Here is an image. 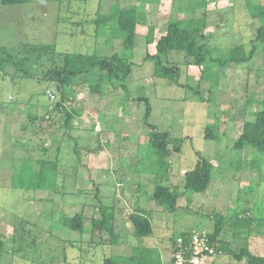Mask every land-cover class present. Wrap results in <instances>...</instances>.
<instances>
[{"label": "rangeland", "instance_id": "obj_1", "mask_svg": "<svg viewBox=\"0 0 264 264\" xmlns=\"http://www.w3.org/2000/svg\"><path fill=\"white\" fill-rule=\"evenodd\" d=\"M253 1L256 4L264 3V0ZM116 4L135 8L144 21L138 26L134 50L127 53L128 62L134 64L127 80L128 90L125 93L109 87L104 95H94L90 93V82L95 80L92 78L75 87L67 93L72 102L69 110H78L82 116L74 122L75 132L69 133L65 126V114L55 109L48 112L52 102L48 91L55 95L56 102L60 101L56 83L42 80V70H48L49 62H45L46 58L37 62L29 54L35 47L44 46H54L55 56L65 53H96L101 56L124 53L121 40L110 36L112 29L106 30V36H94L98 15L109 13ZM176 19H205L200 43H207L212 58L216 59H208L204 65L197 66L184 53H171L166 62L182 69L180 82L183 86L154 77L155 63L146 59L148 54L156 53L155 46H147L146 43L150 29L156 40L166 32L169 21ZM259 26L258 20L250 18L246 0H31L29 3L7 6L0 0V131L6 130L2 118L4 110L15 108L12 119L19 124V131L15 134L18 140L22 136L25 140L23 145L28 149V152H24L21 148L22 152H19L18 148L14 169L18 170L22 157H26L31 171L41 168L39 161L59 157V162L67 168L87 166L92 169L86 171V180L94 181L99 177L96 188H91L92 193L89 196L84 193L78 199L71 194L69 181L65 179L60 194L54 196L57 200L53 202L50 199L52 194L14 187L13 180L19 181L22 176L5 172L4 180L0 183L7 185H0V264H104L107 258L129 252L117 251L111 246L108 233L93 236L90 228L92 218H101L98 211L100 205L116 207L118 215L122 211L125 220L137 207L158 209V204L155 206L150 196L155 186L164 185L165 178L157 174L158 167L150 168L153 155L151 131L144 120L145 103L137 101L142 97H147L151 103L149 122L158 131L168 133L180 145L179 155H172L177 163L176 180L179 177L185 179V174L195 168L200 157L213 162L210 189L201 194L187 191L181 197L176 212L162 213V218L170 224L168 237L175 240L183 232L213 233L221 216L227 221L222 239L233 248L244 246L248 227L242 222L248 217L256 219V211L264 210V154L249 148L234 151L232 147L244 123L253 120L254 112L264 107V44H256L257 51L249 61H237L226 68L219 66L218 62L232 58V50L237 47H241L243 52V55H238L239 58L245 57L252 49L251 38ZM111 27L115 28L113 25ZM7 57H12L10 61L14 64H7ZM28 57L31 58L29 62L24 65L19 63ZM26 72L34 77L26 76ZM202 75L208 78L203 80ZM197 89L199 96L195 93ZM56 102L50 108L55 107ZM130 105L133 109H130ZM127 114L129 117H125ZM99 117L104 121H100ZM98 120L102 126L99 134L102 135L93 139V147H87L84 134L79 130L86 126L99 130V126H96ZM39 127L45 135L38 131ZM205 127H214L220 139L213 141L204 138ZM44 131L50 132L53 137ZM56 133L61 137H55ZM69 135L75 136L74 140L68 139ZM0 136L4 137L5 133L0 132ZM128 138L132 139L135 147L127 149L130 156L125 155L122 162L127 166L132 159L136 162L134 178H143L148 174L146 176L153 179V184L148 188L140 184L132 193V185L128 182L130 176L125 177L122 172L114 174L111 178L108 176V182L104 184L100 183L103 174L95 173L98 167H106L110 163V155L113 157L119 153L115 150L116 144ZM103 139L109 144L103 151L105 156L93 157L94 151L100 152ZM19 142L16 140V143ZM90 144H93L92 140ZM58 147L62 149L60 155L57 153ZM170 149L173 150V144ZM77 153L79 162L74 160ZM12 165V161L4 162L0 154L2 171L11 170ZM125 165L122 163V167L126 168ZM118 183H123L124 187H116ZM174 184L177 185V192L184 191L182 183ZM109 185L115 187L116 194L119 192L117 200L120 203L116 204ZM82 187L86 188L87 185ZM97 192L101 194L100 201L95 198ZM72 202L75 206H72ZM79 203H84L85 208ZM235 211L241 215V221L233 227L234 221H229V217ZM81 212L86 215L84 233L63 226L64 218ZM149 219L154 223V234L158 235L156 239L148 238L145 241V238L128 235L121 242L139 248L142 254L149 249L156 258L164 253L159 242H165L168 238L160 239L163 229L159 230L155 218L149 216ZM254 221L253 226H256L257 220ZM119 228L121 226L116 230ZM259 229L264 230V226L259 225ZM122 230L125 231L124 228ZM239 230L243 233L237 237L234 233ZM248 240L253 253L264 255V235L253 234ZM217 264L247 263L246 260L238 262L222 254Z\"/></svg>", "mask_w": 264, "mask_h": 264}, {"label": "trees", "instance_id": "obj_2", "mask_svg": "<svg viewBox=\"0 0 264 264\" xmlns=\"http://www.w3.org/2000/svg\"><path fill=\"white\" fill-rule=\"evenodd\" d=\"M29 2H31V0H1V3L6 6L20 5ZM246 6L250 18L258 20L260 23V26L256 29V33L251 38L252 49L249 53H246L245 57L242 56V58L238 56L239 54L243 55L241 47L233 49L232 58L218 62L219 66L223 68L237 61H249L254 57L257 51L256 44H264V3L256 4L253 0H246ZM194 21L198 23H194ZM204 21L205 19L199 21L181 19L170 20L166 32L156 40L153 37V30L150 29L149 36L146 38V43L147 46L154 45L156 53L151 56L148 54L146 59L152 60L155 63L154 77L166 79L172 84L183 86L180 82L182 69L178 65H170L166 62L171 53H184L187 57L191 58L193 63L197 66L204 65L208 62V59L216 61V59L212 58L208 44L205 42L200 43L203 26L205 24ZM141 22H144L143 16L140 15L135 8L128 6L122 7L119 4L113 6L109 13L98 15L95 20V38L106 36V30L112 29L110 36H116L121 40V47L124 50L122 54L114 53L111 56H101L96 53H65L59 55L63 58L60 60L59 56H55L57 54L54 52V46L35 47L31 50L29 55L34 56L37 62L42 58H46L45 62H49L48 70H42V80L48 83H56L57 92L60 94V101L55 104V107L57 106V111H60L59 109L61 108L62 113L65 114V126L68 129L72 128L75 118L80 116L81 112L77 110H68L63 107V103H65L66 100L71 101L67 93L72 92L73 89L81 83H87L91 78L95 79L96 81L93 80L90 82V93L98 96L104 95L106 89H109V87L115 91L122 90L126 93L128 90L127 80L132 74V66L134 65L128 62L127 53H131L135 48L138 26ZM112 25L115 26L114 29L111 27ZM30 57H28L27 60H21L19 63L24 65L27 61H30ZM11 58L12 57H7V64H14L10 61ZM30 75V73L26 72V76ZM31 76L34 77L33 75ZM206 78H208L206 75L201 76L203 80ZM195 93L199 96V89H197ZM201 100L203 99L201 98ZM137 101L145 103L146 110L144 120L151 131L150 144L153 155L150 160V168L152 170V168L158 167L159 171L157 174L167 176L170 171V164L167 160L173 153L179 155L180 145L176 144V141L173 140L168 133L158 131V129L149 122L152 113L150 100L147 97H142L137 99ZM52 103L53 102H51L50 105H52ZM203 135L204 138L213 141L219 138L214 127H205ZM172 144L173 150L171 151L170 145ZM247 148L264 154V107L254 112L253 120L244 123L242 132L232 147L234 151H244ZM40 164V170L33 172L26 162L20 174L22 177L19 181H16V179L13 180V186L34 191L58 192L57 164L48 161H42ZM239 165L240 163H238V166ZM79 171L81 172V170ZM212 180L213 164L208 159L200 157L198 158L195 168L185 174L184 192H177V190L172 187L159 185L155 187L150 197L162 207L164 212L174 213L180 207L179 200L182 196H185L187 191L198 194L204 193L210 188ZM98 195L99 192L95 195L96 199H99ZM188 203L190 204L189 200ZM261 206L262 205L258 207ZM99 211L101 213V218L92 219L90 228L91 234L95 236L104 232L108 233L111 236V246H120L122 243L121 238L120 235L115 232L113 224L114 209L100 206ZM255 214L257 217L256 219L248 217L246 218L248 220L242 222L248 227V229H246L248 238L246 239V244L238 248H233L222 239L223 229L227 221L225 218L219 216V224L216 226L213 233L207 234L212 246L215 247L220 256L226 254L238 262L246 260L247 264H264V255L253 253L248 246L250 242L248 239L251 238L253 234L264 235V230L259 229V225H262V227L264 226V210H258ZM240 217L241 215L237 211L229 217V221H234L233 227H236L237 222L241 221ZM129 220L134 226V235L136 237L142 239L152 235L153 227L151 221L141 211H135L130 214ZM254 220H257L256 224H254L256 226H253ZM85 221L86 218L84 215L78 213L71 217L64 218L63 226L66 229L82 234L86 231ZM191 233L192 232H183L179 236H183L189 241ZM240 233H243V231L239 230L234 234L238 237ZM175 240L173 241V246L175 245ZM125 247H127L125 251L128 250L129 252L123 255L119 254L115 256L116 258H107L104 264H162L160 254L155 258L154 255L151 254L153 251L148 248V250L142 251L144 253L142 254L139 252V248L133 245H127Z\"/></svg>", "mask_w": 264, "mask_h": 264}, {"label": "crops", "instance_id": "obj_3", "mask_svg": "<svg viewBox=\"0 0 264 264\" xmlns=\"http://www.w3.org/2000/svg\"><path fill=\"white\" fill-rule=\"evenodd\" d=\"M133 101V100H132ZM57 103V102H56ZM55 103V104H56ZM54 103H52V105H53ZM47 105V104H46ZM65 105V103H63V107H65L64 106ZM48 106V105H47ZM17 107V106H16ZM71 107V106H70ZM70 107L69 106H66L65 108L66 109H70ZM47 107L45 106V108L44 109H46ZM133 109V106L132 105H130V109ZM5 109V108H4ZM15 109V108H14ZM14 109H5L4 110V112H3V121H4V125H6V130H4V129H2L0 132H1V134L2 133H5V136L4 137H2V136H0V154H1V158L4 160V162H6L7 160H8V162H10L11 163V161H12V169L11 170H1L0 169V183H2V181L4 180L3 179V175H4V173L5 172H9L11 175L12 174H21L22 173V170H23V167H24V165H25V163H26V157H22V162H20V164L18 165L19 167H18V170H15L14 169V166H16L17 165V160H15V158H16V155L18 154V148H19V152H22V151H20L21 150V148H23L24 149V152H28V149H26L25 148V146L23 145L24 143H25V140H23V138H22V136H20L19 137V139L20 140H18L17 139V135L15 134V132L16 131H19V129H18V127H19V124H18V122H16V121H14L13 119H12V116H14L13 115V111H15ZM51 110H48V112L49 111H52L53 109H57V106L56 107H54V106H51V108H50ZM59 110H62L61 108L59 109ZM78 111V110H77ZM47 112V113H48ZM47 113H46V115H47ZM94 114H95V112H94ZM82 116V112H81V115L80 116H77L76 118H75V120H74V122L76 121V119H78V118H80ZM129 117V114H127V115H125V117ZM102 117V116H101ZM101 117H99L100 118V121H104V120H101ZM74 122H73V124H72V128L71 129H68L69 130V133H71V131L72 132H75V128H74ZM84 124H86L85 122H83ZM82 123V124H83ZM97 123V125L96 126H99V130H97L96 128H95V130H93V128H91L90 126H86L85 127V129L84 128H81L80 130H79V132H81V134H84V139H85V141H84V144H87L86 146L88 147H90V146H92L93 147V145L95 144L94 142H93V139L94 138H96V139H98V136H101L102 134H99V133H101V125H100V122H99V120H98V122H96ZM99 123V124H98ZM31 125V124H30ZM101 126V127H100ZM5 127V126H4ZM105 127V125H103V128ZM41 127H39V129H38V131H43L42 129H40ZM86 128H88V129H86ZM14 129V130H13ZM63 131H65V130H63ZM46 134L48 133L49 135H52L51 137H53V134H51L50 132H48V131H44ZM43 133V132H42ZM41 133V134H42ZM98 133V134H97ZM44 134V133H43ZM10 135V138H8V136ZM45 135V134H44ZM55 137H61V136H59V134L58 133H56V135H54ZM16 137V138H15ZM74 137L75 136H72V135H69V137H68V139H71V140H74ZM21 138H22V140H21ZM26 137H24V139H25ZM102 139V138H101ZM108 139V138H107ZM16 140L17 141H20V142H22L21 143V145H19L20 144V142L19 143H16ZM90 140H92V143L93 144H90ZM76 142V141H75ZM101 142H102V145H100V147H99V150H100V152H98V153H96V151H94L93 152V154H92V156L93 157H104L103 156V151H106L105 149H106V147L109 145V144H107L108 143V141H106V140H101ZM113 143L114 144H116V142L115 141H113ZM129 144V145H126V144ZM131 143L132 144H134L133 143V141H132V139H123L122 141H120V143L119 144H116L117 146H115V150H117V151H119V153L117 152L113 157L110 155V157H112V159H111V161H110V157H109V164H107V166L106 167H98L95 171V173H98V174H100V173H102L103 174V181H100V183H104V184H107V182H108V176H110V178H111V176L112 175H114V174H118V173H124V175H125V177H126V175H128V176H130V178L128 177V182H129V184H131L132 185V187H131V192L130 193H132V191H136L137 190V188H139L140 186V184H143V188H148V186L150 185V184H153V179L152 178H150L149 176H146V175H148V174H146L145 175V177H143V178H141L142 176H140L139 178H134V174H135V167L137 166V164H136V162L135 161H133V159H132V162H131V164L130 165H125L124 164V162H122V158L126 155V156H130L129 155V151L127 150L128 148H132V147H135V144L134 145H131ZM136 143V142H135ZM113 144V145H114ZM67 145V144H66ZM78 146V145H77ZM26 149V150H25ZM90 151H92V149H90V148H88ZM62 149H60V147H58L57 148V153H59L60 151H61ZM122 151H124V152H122ZM31 152V151H30ZM61 153V152H60ZM60 153H59V155H60ZM30 154V153H29ZM53 154H55V153H53ZM74 155H76V158L74 159L76 162L78 161H80L79 160V158H77V155H79V153H77V154H74ZM51 156H54V155H51ZM176 157H177V155H176ZM59 157H55V158H50V159H44V160H42V161H48V162H54V164H57V166H58V168H57V172H58V179H57V187H58V192H56V193H52V192H50V191H41V192H46V193H48V194H52V196L50 197V199H52V201L53 202H55V200H57V199H55L54 198V196H56V195H58V194H60V188H62V184L64 183V180L65 179H68V181H69V186H70V190H71V194L72 195H74V198H79V196L80 195H84V193L87 195V196H89L90 195V193H92V189H94V188H96V183L98 182L97 180L99 179V177H98V179L97 180H94V181H91V180H86L85 179V173H86V171L87 170H92V169H89L87 166H83L84 167V170H83V167H79V166H77V167H74V166H72L71 168H67L66 166H63L60 162H59ZM108 160V159H107ZM42 161H39V163L40 162H42ZM111 162H113V164L111 163ZM167 162L170 164V171H169V173H168V175L167 176H163L165 179H164V181H165V183H164V185H166V186H168V187H172V188H174V189H176L175 187L177 186H175V184H174V182H177L178 183V185H179V183H182V185H183V189H184V180L185 179H182L181 177H179L178 178V180H176L174 177L176 176V175H178V172H177V170H176V166L175 165H177V163H176V158H175V156L174 157H169L168 158V160H167ZM122 163H123V165H125V167L126 168H124V167H122ZM212 164H213V162H211ZM6 166H9V165H7L6 163H4ZM116 166V167H114V168H112V166ZM40 170V169H39ZM38 170V171H39ZM78 170H81V172L79 171V173H78ZM32 171L33 172H37V169H32ZM85 171V172H84ZM78 173V174H77ZM139 175H138V173H137V177H138ZM182 179V180H181ZM111 180V179H110ZM182 181V182H181ZM99 183V182H98ZM0 185H6L5 183L4 184H0ZM84 185V187L87 185V187L86 188H83L82 186ZM90 185L92 186V187H90ZM7 186V185H6ZM110 186V185H109ZM174 186V187H173ZM116 187H119L120 189L122 188V187H124V185H123V183H118L117 185H116ZM141 187V188H142ZM156 187V186H155ZM92 188V189H91ZM110 188H112V194H113V196H114V199H115V202H117L116 204H118V203H120L118 200H117V196L119 197V192H118V194H116L114 191H116V189H115V187L114 186H110ZM155 189V188H154ZM210 189V188H209ZM104 190H107V189H104ZM185 190V189H184ZM80 191H83V192H80ZM104 192H107V191H104ZM127 192V191H126ZM182 192V191H181ZM184 192V191H183ZM129 194V193H128ZM199 194H201V193H199ZM101 194L99 193V195L98 196H100ZM102 195H103V193H102ZM100 198H101V196H100ZM120 198H122L121 196H120ZM124 198H126V197H124ZM96 200H101V199H96ZM180 201V200H179ZM153 202V204L155 203V206H156V202L155 201H152ZM69 203H71L70 201H69ZM79 204H82L83 206H84V208H85V204L84 203H79ZM101 204H102V201H101ZM179 204H180V202H179ZM72 206H75V203L74 202H72ZM100 206H102V205H100ZM158 206V209L157 210H152L151 209V207L149 206H144V207H137V209H135L133 212H135V211H141L144 215H146L148 218H149V216H150V218H155V220H156V222H157V225H158V227H159V230H161V229H163L162 230V232L160 233V235H159V237L162 235V236H164L165 238H163L162 236L160 237V239L162 238V239H166V238H168L165 242H159V244H161L160 246H161V249H162V251L164 252V253H162V254H160L161 255V262H162V264H164L165 262H167L170 258H171V251H172V246H173V239H170L169 237H168V231L167 230H169V228H170V224H168L167 223V221H165L163 218H162V213H164V211H163V209H162V207H160L159 205H157ZM106 207V206H105ZM100 208V207H99ZM111 208V207H110ZM112 209H114V220H113V224H114V228H115V232L117 233V234H119L120 235V238H121V241H122V239H124L125 237H128V235H130V237H134V226H133V224L130 222V220L129 219H127V220H125L124 219V217H125V215H123V213H122V211H121V215L119 216L118 215V209H116V207H113ZM98 211H99V209H98ZM132 212V213H133ZM76 214H78V213H76ZM81 214H83L84 215V217L86 218V215H85V213H83V212H81ZM124 216V217H123ZM97 218V217H96ZM96 218H92V219H96ZM99 218V217H98ZM150 221H151V224H152V227H153V233H152V235H150L149 237H146L145 238V241H146V239H148V238H153V239H156L157 238V236L158 235H156V234H154V223H153V221L150 219ZM123 225H125V226H123ZM121 226V229L119 228V230H116V228L117 227H120ZM166 227V228H165ZM125 229V231H123L122 229ZM127 234V235H126ZM158 237V238H159ZM123 242V241H122ZM125 246H127L126 244H122L121 243V245L120 246H116L115 248L117 249V251H125L126 249L125 248H127V247H125ZM169 254V255H168ZM166 255H168V257H167V259L164 261V258L166 257Z\"/></svg>", "mask_w": 264, "mask_h": 264}, {"label": "built area", "instance_id": "obj_4", "mask_svg": "<svg viewBox=\"0 0 264 264\" xmlns=\"http://www.w3.org/2000/svg\"><path fill=\"white\" fill-rule=\"evenodd\" d=\"M48 92L50 100L56 102L55 95ZM65 105H71V101L65 102ZM219 257L207 233L192 232L189 241L183 236L176 238L171 258L164 264H217Z\"/></svg>", "mask_w": 264, "mask_h": 264}]
</instances>
